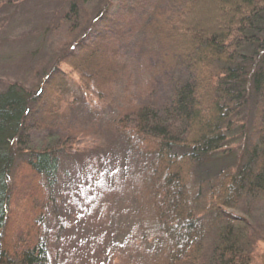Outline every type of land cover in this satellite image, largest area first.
Returning a JSON list of instances; mask_svg holds the SVG:
<instances>
[{
  "label": "trees",
  "instance_id": "16d2710c",
  "mask_svg": "<svg viewBox=\"0 0 264 264\" xmlns=\"http://www.w3.org/2000/svg\"><path fill=\"white\" fill-rule=\"evenodd\" d=\"M88 1L46 26L64 40L39 89L0 91V264H63L52 189L92 139L68 123L81 104H113L127 65L118 52L126 41L137 49L134 23L146 84L108 127L144 163L131 176L128 249L106 264H264V0H109L86 25ZM238 136L241 162L198 179L196 167L233 152ZM17 164L37 178L30 190L15 185Z\"/></svg>",
  "mask_w": 264,
  "mask_h": 264
},
{
  "label": "rangeland",
  "instance_id": "374dc122",
  "mask_svg": "<svg viewBox=\"0 0 264 264\" xmlns=\"http://www.w3.org/2000/svg\"><path fill=\"white\" fill-rule=\"evenodd\" d=\"M71 1L0 0V91L15 82L29 91L39 89L43 74L55 63L64 40L45 32V28L63 15ZM108 2L85 3L86 25L91 24ZM128 29L131 35L136 32L131 39L136 38L137 49L127 46V39L120 36L121 26L117 27L116 33L126 41L118 53L125 56L128 70L125 69L118 81L119 94L113 104L93 110L81 104L68 123L71 129L92 131V139L77 140L80 147H85L84 152L66 157L60 181L52 189L55 199L52 209L57 218L50 224L63 264H106L111 251L128 249L125 245L136 220L131 176L142 167L144 160L108 127L117 103L124 101L127 93L138 94L146 84L148 54L146 50H139L145 35L135 23ZM35 70L40 72L34 75ZM234 140L238 141L233 152L214 155L205 165L196 167L198 179L213 177L222 168L241 162L240 143L246 137L238 136ZM21 165H15L18 174L15 185L30 190L37 178H32L30 171Z\"/></svg>",
  "mask_w": 264,
  "mask_h": 264
}]
</instances>
